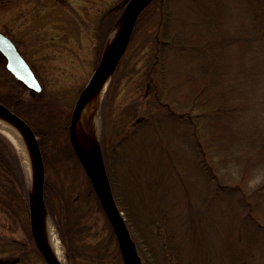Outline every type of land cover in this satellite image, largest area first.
I'll list each match as a JSON object with an SVG mask.
<instances>
[{"label": "rangeland", "instance_id": "obj_1", "mask_svg": "<svg viewBox=\"0 0 264 264\" xmlns=\"http://www.w3.org/2000/svg\"><path fill=\"white\" fill-rule=\"evenodd\" d=\"M121 1L0 0V27L8 30L27 59L37 68L46 90L53 97H60L59 101L65 104L70 117L80 91L96 67V23L105 9ZM154 12V15L147 13L143 19L147 17L149 23L158 22L156 25L166 31V38L162 36L160 42L154 41L157 44L151 43L149 29L139 30L137 33L142 38L138 41L146 47H134L135 53L129 54V58L133 65L142 69L149 65H162L172 77L176 74L178 82L191 75L190 79L182 81L186 90L180 91L177 87L175 99L169 96L172 110L166 117L160 112L153 117L149 113L151 102H142L144 87L139 83L141 76L131 79L126 88L110 95L105 105L106 143L102 141L103 101L100 105L98 134L102 146L104 142L114 158L127 138L126 133L136 129V134L143 138L146 131L154 135L156 127L164 136L162 143L167 141L172 129L173 141L179 144V154L185 161V169H175L174 173L178 175L180 171V176L186 177L189 187L198 189L200 186L201 191L207 183L196 163L199 156L195 147L185 138V125L180 116L182 112L189 114L186 111H190L201 133L197 147L206 161L210 160L218 181L229 187H241L232 196L224 195L211 204L200 248L201 257L203 254L212 262L231 257L227 260L228 264H264L262 231L245 223L244 217L249 209L238 200L243 195L259 222H264V188H261L264 185V0H164L163 8L158 5ZM152 30L155 31V27ZM176 33L183 40L179 41L182 45L176 43V39L166 40ZM150 35H153L152 32ZM183 65H192L190 74L181 71L185 69ZM198 65H212L214 75L200 72ZM157 78L160 80V74ZM201 78L212 81L210 90L205 87V82H200ZM7 79L6 72L3 75L0 73L1 89L7 88ZM213 87L218 92L225 88V94H220L219 99L226 95L229 108L233 107L230 113L227 103L211 98ZM191 91L193 94L188 95ZM213 97L218 95L213 94ZM176 105H180L178 109ZM31 113V116L28 115L33 127L37 130L43 127L42 114ZM212 116L225 117L220 126L223 120L230 122V129H220L223 134L216 141L208 139L207 122ZM140 117L142 119L136 123ZM127 127L129 131L124 132ZM203 130L205 134H202ZM147 139L151 142L149 154L158 155L162 145V148L153 151L155 137ZM42 153L45 188L54 212L52 220L56 227L63 228L78 264H90L87 256L94 252L92 243L95 237L99 246L102 243L108 246L112 240L102 242L106 236L111 238V233L95 200L87 173L67 139H62L56 146L44 145ZM119 163L122 165V162ZM154 165L158 173L165 172L163 162L154 161ZM111 166L117 194L127 203L133 193H128L122 186L118 161L113 159ZM170 182L180 185L179 179ZM193 198L198 199L196 195ZM132 204L129 202L130 206ZM26 214H22L20 227L23 228L18 231L20 240L6 244L0 240V257L13 258L19 254L24 256L19 264H48L37 251L29 252L33 248L26 243L30 238L25 226ZM130 228L135 233L139 232L137 238L148 248L138 220L131 219Z\"/></svg>", "mask_w": 264, "mask_h": 264}, {"label": "trees", "instance_id": "obj_2", "mask_svg": "<svg viewBox=\"0 0 264 264\" xmlns=\"http://www.w3.org/2000/svg\"><path fill=\"white\" fill-rule=\"evenodd\" d=\"M116 5L109 6L105 9L102 17L100 16L96 23V65L101 59L108 37L124 8V6L116 7ZM158 5L162 9L164 6V0H152L139 13L137 22L132 30L128 46L122 54L105 92L103 106L101 109V125L103 132L102 141L105 143V105L107 104V100L110 95L114 94V92L119 93L120 89L127 87L128 81L131 83V79L135 77L138 79L141 76L139 78V83L142 87H144L141 94L143 97L142 102H151L152 106L149 108V113L153 117H156L159 112L163 114V117H166L170 112L169 110H172L169 96L175 99V89H177V87L180 91L183 89L186 90V88L182 85V81H186L190 79L189 77H191V75L188 77L186 76L185 79L178 82L176 74L174 75L172 73L175 76L174 79L171 72L168 73V69L164 70L162 65H149L146 69H142L133 65L132 60L129 58V54H132V52L135 53L134 47L138 45H143L144 48L146 47L145 44H140L141 41H138L142 38L140 37L141 35H138L139 33H137L139 30L147 28V30L149 29L147 32H150V34L152 32L153 35L149 34L148 36L150 37L151 43H155L154 41L160 42V38L162 36L166 38V31H162V29L156 25L158 22L153 23L154 21H150L149 23L147 21V17L146 19H143L147 13L152 12V15H154V9H156ZM152 15L147 16L151 17ZM152 27L153 29L155 27L156 30H152ZM178 32L179 31H177V33ZM177 33L173 37H170L171 39L166 40L176 39V43L182 45L180 42H183V40L180 39ZM183 66L185 69H182L181 71L186 73V75L190 74V67L192 65ZM211 66L212 65H198V70L202 73L214 75V72L211 70ZM5 72L8 76L7 81L9 84L7 88H0V100L6 102L14 110L26 117L30 122L31 120L29 117L32 114L31 112L38 114L40 112L42 114L41 116L44 119V125H42L43 127L38 130L34 127L40 144L42 145L41 147L43 148L44 145L56 146L57 143L62 141V139H67L69 142L70 138L68 129L70 116L66 112L64 106L65 104L59 101L60 97H53V95H51L46 89L38 93L32 92L24 87V85L9 71ZM157 74H160V80H158L159 77L157 78ZM200 82H205V87L209 90L210 87H212V81L209 79L201 78ZM225 91V88H223V90L218 92L215 90V87H213L211 92L218 95V97H213V94L211 93V98L219 99V95L225 94ZM192 94L193 91L188 93V95ZM225 96L219 100L227 103L228 111L230 113L233 107L229 108V101ZM175 103L177 104L176 101ZM179 106L180 105H176L175 108L178 109ZM182 106H184V103H182ZM222 109L224 108L222 107ZM223 111L228 113V111ZM186 112L189 114L182 112L180 115L182 124L185 125L186 129H184V133H186L185 138H187L191 145L195 147L196 154L199 156L197 160L198 162L196 163H198V166L203 171V180L205 179L207 183L205 189L203 188L201 191L199 190L201 188L200 186L198 189L197 187H189V184L186 182V177L183 175L180 176V171L185 169V161L182 160L181 154H179L181 150L179 149V144L173 141L175 136L172 133V129L169 130L170 132L168 133L167 141L162 143L161 141H164V136L160 135L161 131H159L156 127H154V135L146 131V134H144L145 137L143 138L139 136L138 133L136 134V129H134L135 131L133 130L131 133H126L127 138L124 142H122L121 147L117 149L118 152L115 154L114 158L111 153H109L107 146L103 142V154L114 194L119 206L124 211V214L126 211L125 216L127 215L126 219L130 227L131 219L138 220L142 233L144 232L145 241L148 244L147 248L143 245L141 240L137 238V236H139V232L135 233L132 231L142 257L141 264H228L227 260L231 258L229 257L227 260L218 259L217 262H212L203 257V254L201 257L200 248L203 245L205 232L204 227H207L206 224H208V214L211 213L210 208H212L211 204L216 200L222 199V196L224 195L232 196L235 190L240 191L241 187L240 185L229 187L218 181L217 175L212 171V164L209 162L210 160L208 159L206 161L205 155L202 154L201 149L197 147V143H200L198 138L201 133L198 131L199 127L196 125V120L192 117L190 111ZM222 118L212 116L207 122V125H209L207 132L210 135L208 139L211 141H216L217 137L223 134L220 132V129H230V122H225V120H223L224 123L220 126ZM138 122L139 120L137 119L136 123ZM192 123L195 124V126L192 125ZM135 126H137V124H135ZM190 128H192V131H190L191 133L189 132ZM194 129L196 133L194 132ZM126 131H129L128 127L124 129V132ZM205 133L206 131L203 130L202 134ZM147 137H155L153 151L162 145L163 149L159 150L160 153L158 155L155 153L149 154L151 142L147 139ZM113 159L118 161V170L122 179H120V181L122 182L124 190L126 189L128 193L130 191L133 193V199H127L128 204L126 203L125 198L123 199L117 194L111 166ZM154 161L164 163V173L160 174L157 172V167L154 165ZM119 162H122V165ZM178 168L180 171L177 175L174 173V170ZM157 174L159 175L156 178ZM87 176L90 181L91 188L94 191L95 200L97 201L99 209L108 224L107 229L111 233V238L110 236H106L102 242H110V239L112 240L108 246H105V243H102L99 246V244H96L97 237H95V242L92 243L94 246V252L91 256H87V259L89 260L88 262L90 264H124L119 251L114 227L88 174ZM176 179H179L180 185L170 182H176ZM147 185L148 187H146ZM170 185L172 186L169 187ZM261 188L263 189L264 185ZM194 195H196L198 199L194 200ZM182 196L184 199L181 200ZM45 198L48 209L53 216V208L49 194H47L46 190ZM238 200L242 203V206L249 209L244 217L245 223L260 229L262 231V235L264 236V222H259L256 216L252 213V208L250 207L251 205L247 204L249 201H246L247 203H245L243 195L239 196ZM129 202H132L133 204L130 206ZM23 213H27V223L25 226L29 227L30 198L21 157L11 139L0 131V227H20L22 225L21 223H23ZM58 229L65 244L67 245L74 264H78L76 258L77 256H75L71 247L68 245L63 228L58 227ZM100 237L101 236L98 238ZM100 240L101 238L98 242H100ZM149 250L150 252H148ZM230 264H232V262Z\"/></svg>", "mask_w": 264, "mask_h": 264}, {"label": "water", "instance_id": "obj_3", "mask_svg": "<svg viewBox=\"0 0 264 264\" xmlns=\"http://www.w3.org/2000/svg\"><path fill=\"white\" fill-rule=\"evenodd\" d=\"M151 1L152 0H123L116 5V7L125 6L120 18L124 14L127 7L131 5L128 17L124 24L123 33L116 38L109 47L108 39L106 48L96 69L86 86L79 94L75 103L70 124V137L74 149L90 176L99 199L111 220L124 264H141L142 257L138 251L137 243L132 236L123 211L120 209L115 198L101 148L100 139H96L95 136L91 135L90 128L89 130L87 129L88 132L86 131V133H83L85 142L84 148L80 144L78 138L77 124L85 105L93 96L96 88L104 83L108 75H110L111 78L122 54L128 46L132 30L137 22L139 13ZM0 50L7 59L6 67L17 77L18 80H20L32 91L39 92L42 90L43 85L32 66L14 42L1 31ZM0 114L21 130L25 136L28 146L27 147L25 145L27 153H25L26 156L22 154L20 148L19 150L27 174L30 198V221L35 242L49 264H62L52 250V247L50 246L43 231L45 212L48 211L45 200L46 173L42 150L36 132L24 117L16 113L2 101H0ZM28 171L31 173L32 184H30Z\"/></svg>", "mask_w": 264, "mask_h": 264}, {"label": "bare ground", "instance_id": "obj_4", "mask_svg": "<svg viewBox=\"0 0 264 264\" xmlns=\"http://www.w3.org/2000/svg\"><path fill=\"white\" fill-rule=\"evenodd\" d=\"M131 5L127 7L124 14L120 18L117 25L114 27L110 38L108 42V47L112 44V42L118 38L123 33L124 24L126 22V19L128 17L129 9ZM110 79V75H108L104 81V83L100 86H98L91 97V99L88 101V103L85 105L80 118L78 120V138L80 141V144L85 148V142L83 133L88 132L90 128V132L92 136H95L96 139L99 138V107L103 98V95L105 93V90L107 88L108 82ZM90 121V122H89ZM0 129L8 134L19 146L21 152L23 155L26 156V149L25 145L27 146L26 139L24 134L21 132V130L12 122L7 120L3 115L0 114ZM88 129V130H87ZM28 147V146H27ZM26 153V154H25ZM29 170V169H28ZM28 175L30 177V184H32L31 181V173L28 171ZM32 186V185H31ZM43 231L44 234L52 247V250L60 260L62 264H73L67 249L65 247V244L60 236V233L54 224L50 214L48 211L45 212V218L43 221Z\"/></svg>", "mask_w": 264, "mask_h": 264}, {"label": "flooded vegetation", "instance_id": "obj_5", "mask_svg": "<svg viewBox=\"0 0 264 264\" xmlns=\"http://www.w3.org/2000/svg\"><path fill=\"white\" fill-rule=\"evenodd\" d=\"M0 30L5 33L6 35H8L16 44L17 42L15 41V39L10 35V33L8 32V30H5L4 28L0 27ZM18 45V44H17ZM19 47V46H18ZM20 48V47H19ZM21 49V48H20ZM23 51V50H22ZM24 55L26 56L25 52L23 51ZM27 58V57H26ZM6 57L4 56V54L2 53V51L0 50V73L3 75L4 71L7 70L6 68ZM8 71V70H7ZM23 228V227H0V240L4 241V243L6 244L8 241H19V235H18V231ZM27 230L29 231V240L26 241L27 245L31 246L32 245V250L29 249L30 251H37L41 256V252L38 250L36 243L33 239L32 233H30V227H27ZM10 251V250H9ZM9 251H6L7 253ZM3 254V252H1ZM13 252H9V254H11ZM3 256V255H2ZM43 257V256H42ZM44 258V257H43ZM24 260V256L23 255H15L13 258L9 257V256H4V257H0V264H19ZM45 260V259H44Z\"/></svg>", "mask_w": 264, "mask_h": 264}]
</instances>
